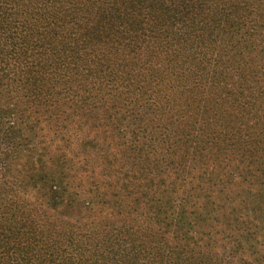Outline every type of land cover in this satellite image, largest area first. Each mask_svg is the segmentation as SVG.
I'll return each instance as SVG.
<instances>
[{"label": "trees", "instance_id": "obj_1", "mask_svg": "<svg viewBox=\"0 0 264 264\" xmlns=\"http://www.w3.org/2000/svg\"><path fill=\"white\" fill-rule=\"evenodd\" d=\"M0 264H264V0H0Z\"/></svg>", "mask_w": 264, "mask_h": 264}]
</instances>
